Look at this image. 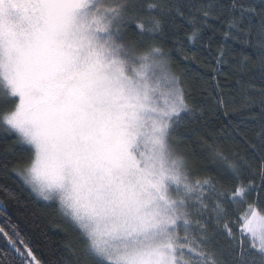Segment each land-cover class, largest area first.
<instances>
[{
	"label": "snow or ice",
	"instance_id": "1",
	"mask_svg": "<svg viewBox=\"0 0 264 264\" xmlns=\"http://www.w3.org/2000/svg\"><path fill=\"white\" fill-rule=\"evenodd\" d=\"M217 22L251 50L237 83L259 127L205 139L197 162L180 128L199 106L171 51ZM0 129L23 146L13 171L80 238L54 264H264V0H0ZM0 233L2 264H41Z\"/></svg>",
	"mask_w": 264,
	"mask_h": 264
},
{
	"label": "trees",
	"instance_id": "2",
	"mask_svg": "<svg viewBox=\"0 0 264 264\" xmlns=\"http://www.w3.org/2000/svg\"><path fill=\"white\" fill-rule=\"evenodd\" d=\"M215 33L208 30L204 41L199 45L188 43L186 35L181 32L178 39L183 50H172V69L180 78L186 91L194 94L193 103L198 105L197 117L184 123L180 128L182 151L192 153L197 162L205 151L204 141H225L226 133L232 127L243 126V121L249 126V135L258 130L256 121L259 119V99L253 107H242L240 73L237 63L241 53L251 54V50L235 41H225L223 31L227 25L216 23ZM175 39H166L165 46L172 49ZM225 44L228 53L222 63H217L218 51ZM195 54L198 59H184ZM222 98L228 105V116L224 108H216L217 98ZM203 117L200 118V113ZM231 122L229 126L228 122ZM15 134L0 129V228L9 235L19 233L25 243L32 248L41 264H54L67 255L66 245L79 246V236L68 222L60 215L52 202L38 200L23 183L13 168L18 167L19 153L23 146L16 145ZM228 147H233L230 142ZM209 167H214L209 165ZM7 227L5 228V224ZM10 247L7 239L0 233V250ZM4 260V252L0 251V264Z\"/></svg>",
	"mask_w": 264,
	"mask_h": 264
},
{
	"label": "rangeland",
	"instance_id": "3",
	"mask_svg": "<svg viewBox=\"0 0 264 264\" xmlns=\"http://www.w3.org/2000/svg\"><path fill=\"white\" fill-rule=\"evenodd\" d=\"M19 176V175H18ZM20 177V176H19ZM21 179V178H20ZM22 180V179H21ZM27 186V185H26ZM28 187V186H27ZM29 188V187H28ZM29 190H30V188H29ZM31 191V190H30ZM33 195L36 197V198H38V200H41V201H43V202H49V201H44V200H42V199H40L38 196H36V194L35 193H33Z\"/></svg>",
	"mask_w": 264,
	"mask_h": 264
},
{
	"label": "water",
	"instance_id": "4",
	"mask_svg": "<svg viewBox=\"0 0 264 264\" xmlns=\"http://www.w3.org/2000/svg\"><path fill=\"white\" fill-rule=\"evenodd\" d=\"M0 208L3 209V205L0 203Z\"/></svg>",
	"mask_w": 264,
	"mask_h": 264
},
{
	"label": "flooded vegetation",
	"instance_id": "5",
	"mask_svg": "<svg viewBox=\"0 0 264 264\" xmlns=\"http://www.w3.org/2000/svg\"><path fill=\"white\" fill-rule=\"evenodd\" d=\"M5 224V228L7 227V224L6 223H4ZM17 240H18V238H16Z\"/></svg>",
	"mask_w": 264,
	"mask_h": 264
}]
</instances>
